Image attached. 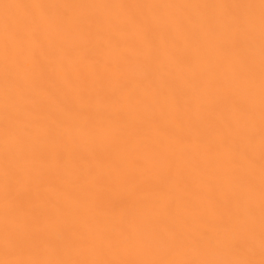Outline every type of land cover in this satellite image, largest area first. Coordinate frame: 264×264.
I'll use <instances>...</instances> for the list:
<instances>
[{
    "label": "bare ground",
    "instance_id": "obj_1",
    "mask_svg": "<svg viewBox=\"0 0 264 264\" xmlns=\"http://www.w3.org/2000/svg\"><path fill=\"white\" fill-rule=\"evenodd\" d=\"M262 48L261 0H0V169L7 139L65 237L39 258L259 264Z\"/></svg>",
    "mask_w": 264,
    "mask_h": 264
},
{
    "label": "snow or ice",
    "instance_id": "obj_2",
    "mask_svg": "<svg viewBox=\"0 0 264 264\" xmlns=\"http://www.w3.org/2000/svg\"><path fill=\"white\" fill-rule=\"evenodd\" d=\"M261 6L264 8V0H261ZM42 10H47L52 5L38 4ZM22 36L17 38L16 43H5V77H6V93L5 103L6 108L11 107L16 102L15 95L12 91V84L15 80V71L11 64L7 62L8 57H16L21 54L23 48L21 47ZM264 53V48H262ZM9 124L7 130L10 133L17 134L21 131L16 127L15 118L9 114ZM264 155V153H262ZM17 156L13 152L6 154L4 164V183L8 191L11 201V215L15 216L18 225L22 226L20 229H10L11 242L17 248H26L47 244L52 247L60 248L65 242V237L58 236L57 238H49L45 235L44 230L38 225L37 221L42 214V209L35 206L33 201L35 199L34 192V178L30 173L23 168H20L16 162ZM67 231V229H66ZM240 246H244L246 241H237ZM261 251L264 255V213H262V235H261ZM5 264H256L251 260H236V261H144V262H113V261H49V260H30V261H5ZM259 264H264V258L259 261Z\"/></svg>",
    "mask_w": 264,
    "mask_h": 264
},
{
    "label": "clouds",
    "instance_id": "obj_3",
    "mask_svg": "<svg viewBox=\"0 0 264 264\" xmlns=\"http://www.w3.org/2000/svg\"><path fill=\"white\" fill-rule=\"evenodd\" d=\"M11 135H13V133H10L8 130H6V137ZM12 151H13L12 146L8 143L6 139L5 153L11 154ZM0 200L3 201V207H4V223L2 230H0V253L3 254L4 259L0 260V264H5V261L16 262V261L42 260L39 258L41 256V253L43 252L41 245L34 247L17 248L11 242L10 229L22 230V226L17 224L15 216L11 215L10 213L11 201L4 183V165L3 168L0 169ZM57 237L58 235L49 236V238L52 239ZM236 260H242V259H235L231 261H236Z\"/></svg>",
    "mask_w": 264,
    "mask_h": 264
}]
</instances>
